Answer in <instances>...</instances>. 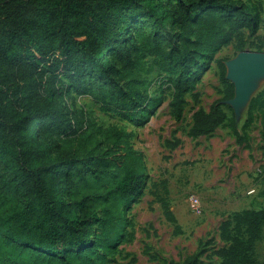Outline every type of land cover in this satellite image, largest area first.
<instances>
[{
	"label": "trees",
	"instance_id": "obj_1",
	"mask_svg": "<svg viewBox=\"0 0 264 264\" xmlns=\"http://www.w3.org/2000/svg\"><path fill=\"white\" fill-rule=\"evenodd\" d=\"M244 1L0 0V234L21 264H106L119 244L134 239L127 231L131 223L112 204H129L144 189L140 154L130 145L120 152L128 135L111 128L107 157H91L93 179L113 181L98 195L99 211L93 200L70 194V183L77 176L86 180L88 173L64 147L78 138L79 122L62 104L64 92L90 77L101 112L143 118L159 102L142 89L146 80L138 76L145 59L153 57L160 84L171 89V114L180 121L185 95L217 52L232 43L237 53L264 51L262 9L254 0ZM139 19L162 30L170 50L162 47L165 39L134 32ZM250 38L255 41L247 45ZM224 61H216L224 97L208 111L193 113L192 138L211 136L228 122L224 102L233 98L234 88L225 80ZM193 100L198 103L197 94ZM256 117L264 128V89L247 107L243 133L232 114L229 128L237 144ZM165 144L172 150L181 142ZM160 204L179 234L168 203ZM263 230L264 208L231 213L219 227L225 246L215 252L217 264H261L255 247ZM166 264H199V257Z\"/></svg>",
	"mask_w": 264,
	"mask_h": 264
},
{
	"label": "rangeland",
	"instance_id": "obj_2",
	"mask_svg": "<svg viewBox=\"0 0 264 264\" xmlns=\"http://www.w3.org/2000/svg\"><path fill=\"white\" fill-rule=\"evenodd\" d=\"M254 2L260 5L264 15V0ZM138 22L134 32L140 31L144 36L149 34L158 42L165 39L162 47L170 50L171 41L162 30L154 31L151 24L141 19ZM245 38H248L247 32ZM253 41L254 38L248 39L247 45ZM234 45L222 48L209 66L200 71L195 89L185 95L186 104L180 121L171 114L168 106L171 89L160 84L162 79L152 63L153 57L145 59L138 76L146 80L142 89L147 90L150 98H158L159 102L147 110V116L143 118L140 114L121 118L101 112L93 100L97 83L90 77H82L70 88L77 93L68 94L70 89L64 92L62 104H67L72 115L79 120L78 138L64 144V147L76 154L83 171L88 173L86 180L77 176L70 183L69 193L77 194L84 202L93 200L98 203V195L112 185L111 180L95 181L91 175L95 168L91 157H107L111 128L128 135L120 152L125 151L127 145L137 150L146 175V185L133 202L112 204L113 211L131 223L127 231L133 232L134 239L119 244L114 254L108 256L106 264H166L183 262L192 255L199 257V264H217L219 260L215 252L225 246L219 237L221 223L235 211L264 208V156L259 144L264 128L257 121L259 117L244 133L242 144L236 143L229 128L233 114L229 106L225 108L228 122L214 134L199 138L189 136L193 113L199 108L208 111L212 103L224 97L225 86L220 81L216 61L234 58L238 54ZM196 94L198 103L193 100ZM245 117L246 112L238 124L242 133ZM175 139H179L181 144L172 150L166 148V141L173 143ZM251 184L259 186L256 193L250 197L242 196L243 189ZM191 195L200 197L198 213L189 208ZM161 200L168 203L179 234L175 225L166 220ZM2 207H7V204L2 203ZM99 209L100 205L96 210ZM14 253L12 247L4 244L0 234V261L3 264H21ZM255 255L264 264V230L262 240L256 244Z\"/></svg>",
	"mask_w": 264,
	"mask_h": 264
},
{
	"label": "water",
	"instance_id": "obj_3",
	"mask_svg": "<svg viewBox=\"0 0 264 264\" xmlns=\"http://www.w3.org/2000/svg\"><path fill=\"white\" fill-rule=\"evenodd\" d=\"M223 64L226 69L225 80L234 88L233 98L224 104L231 108L238 125L251 99L264 83V52L246 49Z\"/></svg>",
	"mask_w": 264,
	"mask_h": 264
},
{
	"label": "built area",
	"instance_id": "obj_4",
	"mask_svg": "<svg viewBox=\"0 0 264 264\" xmlns=\"http://www.w3.org/2000/svg\"><path fill=\"white\" fill-rule=\"evenodd\" d=\"M259 144H260V152L262 156H264V134L260 135L259 137ZM189 208L192 212L198 213L200 211V206H201V200L200 197L196 195H191L189 197Z\"/></svg>",
	"mask_w": 264,
	"mask_h": 264
},
{
	"label": "crops",
	"instance_id": "obj_5",
	"mask_svg": "<svg viewBox=\"0 0 264 264\" xmlns=\"http://www.w3.org/2000/svg\"><path fill=\"white\" fill-rule=\"evenodd\" d=\"M257 118L254 119V121H256ZM258 123L261 125L262 127V124H261V120L260 119H257ZM247 184H250L249 180L246 181ZM257 187L259 186H254L253 184L251 185H248L247 187H245L243 189V191L241 192L242 196L244 197H250V196H253L256 191H257ZM245 199V198H244Z\"/></svg>",
	"mask_w": 264,
	"mask_h": 264
}]
</instances>
